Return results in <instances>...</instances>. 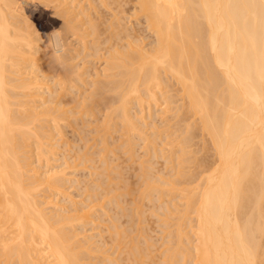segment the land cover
Listing matches in <instances>:
<instances>
[{
	"label": "bare ground",
	"instance_id": "1",
	"mask_svg": "<svg viewBox=\"0 0 264 264\" xmlns=\"http://www.w3.org/2000/svg\"><path fill=\"white\" fill-rule=\"evenodd\" d=\"M44 2L46 4H55L56 8L59 9L58 14H61L66 19L65 23L66 25L68 23L69 29H74L72 32L75 31L74 34L77 32V36L79 33L81 38L78 36V39H82V41L80 39L79 41L82 42V47L85 46V48L81 47L82 49L90 48L92 41H89V38L95 34L94 37H91L93 38L94 46V48L91 46L94 51L92 55L99 53L96 57L98 55L105 56L106 59L98 56L105 59V66L102 65V68H104L101 69L102 72L99 70L100 68L98 69L99 73H97V70L95 71L96 77L94 73L95 79L92 78L94 79L92 83L90 80L89 82L87 81L88 84L91 83L88 87V85L84 84L83 65L75 69L76 63L74 64V61L70 63L71 57L69 56V59L67 56V51H69L67 43H64L63 38L61 39L60 37L51 39L52 48L51 50L49 49L51 51V55H49L51 60H47L48 62L45 65L48 66V69L46 68L45 71L55 72L56 78H53L57 79V81L54 88L57 87V89H53L46 84L48 82L43 81V78L38 75L39 73L37 74V71L40 70L39 64H41L38 61L43 58L39 57L41 55H36L38 50H36L35 45L39 43L35 44L37 38L35 39L32 36L35 31L33 33L28 31L27 23L25 22L27 20L24 21L26 27L24 25L21 26V22L25 18L23 16L24 18L22 19L21 12L24 11L21 10L15 0H0V264H264V0H44ZM128 2L132 4L134 10L132 15L137 18L134 26H132L133 24H128L129 18L127 16L122 15V12H126L125 9L126 5L129 4ZM108 14L110 18L105 17ZM103 17L106 18L108 26ZM18 18L22 21L20 22ZM143 25H145V28ZM67 26L64 27L68 29ZM101 27L102 29L105 28L101 30ZM141 29H147L151 33V37H153L148 47H146L147 44H142L145 39H143V34L140 35L144 31ZM139 30L142 32L138 33ZM100 36L102 39H100ZM139 37H142V39ZM95 39L97 41L100 40L101 43L100 41L98 43ZM88 42H91L89 46ZM32 51H34L33 54ZM77 51L79 52L78 48L75 51L78 54ZM88 55H91V53H88ZM42 72H44V67ZM78 81L84 82L82 84L87 87L84 86L86 89L83 88L86 92L82 90V97L75 94L73 99L69 98L71 89L74 91V88H78V85H80L77 84ZM175 86H178V89H175ZM42 87L48 88L50 95L52 94L53 100L51 102L55 103L58 101V107L54 104V106L52 105L53 107L50 106L52 103L47 107L49 101L46 104L43 103V105H46L42 106L43 108H39L38 104L34 103L36 100L38 103L43 100L42 96L39 95L43 94L41 91L47 93V90L45 91V88L43 89ZM88 88H92L90 89L91 91ZM59 89L65 91H62L65 93L63 96H68L67 100L69 103L67 105V100H64L66 97L63 99L66 102L61 100L63 93L59 95L61 93ZM87 92H89V95L86 94ZM180 92L181 94H179ZM53 94L59 95V100ZM176 94L179 95L177 96ZM23 95L27 97L24 98ZM83 95L85 96L83 97ZM19 96L20 99L18 98ZM39 96H41L42 100ZM77 96H80L79 99L83 98L77 101H81V104L86 99L82 104L84 106L87 103V98L90 104V98L91 100L93 99L92 103H94L91 104L92 106L97 104L96 107L91 106L90 110V106L86 105L87 107L85 108L88 109L87 111L90 114L96 115L97 112L95 110L99 111L101 105L104 107V110H102L104 111L103 120H100L102 119L101 111L98 121L96 120L95 122L99 124L101 121V123L105 122L107 125L101 124L102 126L104 125L103 128L97 125L95 131L92 130L99 135L97 140L101 141V143L99 142L101 144L99 145L103 147L100 148L101 152L103 149L114 153L113 151L116 149L121 150L125 147V143L118 145L115 144L114 138L110 139L109 128H112L113 125H115V128L120 127L117 130L124 132V134L121 133L122 136L130 133V135L136 133L142 136L143 127L145 126L142 125V122L137 121L140 117L133 116L131 112L135 103L136 106L141 107V115L144 108H146V104L148 107H151L152 104L157 106L161 98L163 105L165 104L164 108L161 107V103L159 105L163 112L168 114L171 111L169 118H173L170 120L175 119V124L177 123L180 128L184 127L183 130L179 127L178 129L175 128L178 131L176 132L175 130L174 133H177V135L183 133V135L179 134L176 136V139L180 137L177 140L172 137L173 140L171 141V133L168 129L169 127L171 130V122V127L167 126V128L162 130H156L155 135H160L159 138L164 137V134L165 138L170 137L168 141L170 146L168 143L165 144L167 142L165 139H162V141L165 140L164 142L161 141L162 145L165 144V146L163 148L158 147L157 143L155 147L156 143L154 142L157 137L150 138L154 134L148 135L152 140L155 138L154 141L147 138L144 141L146 143L149 141L146 144V150H151V153H154V151L152 152V149H154L157 154L159 148L160 152H166V154L169 152L166 156H168L170 161L167 162H171V166L176 163L177 167H175L176 169L174 168L175 170L173 169L175 172H172L174 175L170 180L162 179V182L159 181L160 183L154 182L158 178L154 180L153 177L151 178V174L146 177V171L145 174L142 173L145 176L142 182H146L145 185H142V188L145 186V190L141 189L143 191L141 193L142 199L143 195H147L150 198L151 195L155 196V194H159L158 196L161 200H165L166 197L168 198L175 193V198L179 194L182 197H180L182 202L179 204L182 207L178 206L179 202H176L177 204L172 202L174 201L173 196L170 197L171 200H169L170 198L166 200L172 203L166 202L168 203V205L165 204L166 207L164 204L160 205L163 208L161 210L163 211L162 214L165 213L163 217L165 221H163H167L166 224L163 222L166 226L163 223L162 225L168 228L170 226V228H164L166 231L168 230L165 232V234L167 233L166 235L163 234L164 238H167L163 245L165 248L160 250V252L158 251V254H156L157 252L154 254L153 251L158 246L156 245L157 247L152 248L153 245L149 242L150 238L148 236H144V240V237L141 236L143 234L140 235L139 232L141 231L136 230L137 228L134 229L138 231V234L131 236L128 232H132L133 230L131 231L130 228L133 229V227L125 226L130 230L126 228L124 230V226L120 228L119 226L122 224L117 225L118 223L115 227V223L112 225L114 229L111 226L109 227L111 230L109 232V242L111 244L109 249L104 250L101 248L102 246H99L100 243L98 244L99 247L96 246L95 242L86 234L82 236L83 234L75 226V221L87 220L89 216H92V213H90L92 209L90 210L88 206H78V208L75 207L72 210L70 206L72 211L68 212L69 205L64 203L66 206L63 204V206H60L58 205L60 204L59 201H53L55 194L64 195L67 193L64 184L68 170L66 167L65 170L47 166L46 171H41L43 167L34 162L33 155L38 150L39 153L37 152V154L41 155L40 158L45 157L48 161L50 154L56 152L55 149L57 150V147L51 143L53 136L54 139L56 138L52 134L54 133L52 130L53 124L58 123L59 128V123L61 122L62 126L60 127L62 128L64 126L63 122H65L62 120L67 119L68 121L69 119L72 125L76 122L77 127L79 126L78 124L84 121L86 125V119H83L84 121L82 122L81 118H86L88 112L81 108L80 103L76 102ZM174 97L177 99H174ZM60 100L62 103H60ZM74 100L76 103L73 102ZM72 102L75 104L71 108L73 110L75 108V111L70 110V107H68L70 109H66ZM172 103L176 106L170 107ZM61 105L62 107H60ZM67 110L71 111V115L72 113L74 114V116L72 115L73 120H71L70 111L68 112ZM76 110H83L82 112L84 113L86 111V115L83 116L84 113L81 112L79 113L82 115L78 114ZM92 114L87 116V118H90ZM76 115L79 118L82 116L80 122ZM193 116L198 117V120ZM93 117L94 120L95 117L97 118V116ZM143 118L139 120L143 121ZM190 118H194V123L196 122L197 126L193 122L190 125ZM89 120L91 119H88L86 126L91 124L92 121L89 122ZM51 121L52 123H50ZM71 121L74 122L72 123ZM184 121L186 124L181 126L180 123L184 124ZM188 121H190V124L187 125ZM38 124L39 127L37 129ZM147 124L144 125L147 126ZM177 124L173 126L175 127ZM49 125H51V128ZM33 126L36 129H33ZM74 127L77 128L75 125ZM174 127L172 128L174 129ZM194 128L196 130L193 131ZM197 128H200L201 132L203 131V133L200 132L201 134L204 135L205 133L210 137L212 147H214L216 153V156H214L217 157L214 165L212 163V165L207 167L206 164L208 163L204 164L206 168H203L201 161L197 162L195 157L196 162L194 161V153L190 155L192 147H189L192 144L195 145L192 139H196L194 136L197 135L199 130ZM81 129L77 130L81 131ZM83 132L85 131L81 133L83 134ZM59 133L62 134L63 132L59 131ZM59 133L58 137H60ZM111 136H113L112 133ZM143 136L145 135L143 134ZM85 138L87 137L83 139ZM61 139L59 141L56 140V142L61 143ZM189 142L192 144L188 147ZM86 143L84 142L82 147L84 145L87 147ZM33 144L37 145L36 149H33ZM63 144L65 145V143ZM99 145L98 147L96 145V147L99 148ZM115 145L117 146L116 149L114 148ZM159 145L161 146V144ZM175 145L176 148L179 147L181 149L177 151L174 148ZM166 146L170 149L166 150ZM70 147H72L71 143ZM77 147L80 146L78 145ZM87 149L91 148L88 147ZM86 150L85 153L83 152L84 154L82 153L83 150L79 152V155L86 156L89 159L88 162L93 161L94 158L91 159L88 156L90 153L86 152ZM102 153L101 155H103ZM176 153L179 155L177 156ZM196 153L198 152L196 151ZM38 155L36 158H38ZM77 155L78 153L76 157H78ZM173 156L174 158L177 157L175 158L176 160L173 159ZM79 157V160L82 159V165L85 161L84 164L86 166L87 160H84L85 158L82 156ZM191 157L194 166L192 162H189ZM40 158L38 161L43 160ZM106 160L104 159V161ZM144 161H141L140 166L142 169L146 167V161ZM172 161L173 163L175 161V163L173 164ZM196 163L200 165L201 169L203 168L202 170L200 169L201 171L198 170L199 172L196 169L198 167ZM189 168L193 172L196 170L194 175H192L193 172L191 171V173ZM108 170L111 172L109 168ZM202 171L206 172V174L203 173V175L199 176ZM197 173L200 174L198 175ZM110 175L108 173L104 177ZM187 175H191L193 179L190 177L188 178L189 181L185 179L186 185V182L190 184L192 181L196 182V178L201 177L200 181L198 178L200 183L197 181L194 186L195 188L199 184V188L197 187L199 190L196 188V190L192 189L193 186L191 188L179 187L181 188L180 192L178 184L182 182L183 185V177L187 178ZM114 176L116 177L115 174ZM102 177L103 175H101V180ZM148 178L154 181H150ZM104 180L105 178L102 181ZM178 180L180 182H177ZM106 181L108 182V179ZM100 183L102 189L110 186L109 183L103 187V183ZM114 186H117V184ZM139 187L141 188V185ZM108 189L110 190V188ZM177 189L180 193H177ZM45 190L50 193L44 194ZM109 190H107V196L109 195ZM112 190L109 192L110 194ZM52 194H54L53 199H51ZM98 197L100 196L98 195ZM94 199H97V197ZM181 199L179 200L181 201ZM121 201L123 202V200ZM56 202L58 203L56 204ZM64 202L67 203V201ZM90 206L92 208L91 204ZM126 207L124 205V208L122 207L123 210ZM155 208L157 212L160 207ZM127 210L129 211V208ZM133 210L135 209L133 208ZM73 211L74 214H72ZM126 211L125 214H127ZM75 212L78 213L75 214ZM128 215L126 216L129 217ZM132 215L134 217L137 216L135 211ZM134 217H132L133 221ZM130 223L133 224V222ZM129 236H131L130 239ZM127 237L128 239L126 240ZM152 238L151 241H154ZM141 239L148 246H142ZM146 240L147 242L145 243ZM93 244L94 247L92 246ZM159 247L161 248L162 246ZM101 249H103L102 254L99 252ZM94 251H98L97 255H100H95L97 252L95 253Z\"/></svg>",
	"mask_w": 264,
	"mask_h": 264
},
{
	"label": "rangeland",
	"instance_id": "2",
	"mask_svg": "<svg viewBox=\"0 0 264 264\" xmlns=\"http://www.w3.org/2000/svg\"><path fill=\"white\" fill-rule=\"evenodd\" d=\"M14 1V0H13ZM15 2L20 6V8H21V10H23L24 12H21L22 13V19L24 18V20L22 21L20 18H18V20L21 22V26H23L24 25V21L25 20H27V21H25L26 23H27V29H28V31H30V32H34L33 33V35L32 36H34V38L36 39L37 38V41H35V44L36 43H39L38 45L36 44L35 46V48H36V50H38L37 52L39 53H37L36 55H41V56H39V57H41V58H43V59H40L38 62L40 63L41 62V64H39V66H40V70H38L37 71V74L39 75V76H41V78H43V81H46V82H48V83H46L47 85H49V86H51L53 89H57V87H55L54 88V86H56L55 85V83H56V81H57V79H55L56 77H55V72H54V74H53V72L51 71H45L46 70V68L48 67L47 65H45L48 61L47 60H51V57L49 56V55H51V39H55L56 37H60L63 41H64V43H67L66 45H67V48L69 49V51L71 52V49H72V52L70 53L69 51H67V56H68V58L70 59V57H71V59L73 58V60H71L70 59V63H71V61L73 62L74 61V64L76 65V68L75 69H78V67L79 66H82V67H84V70H82L83 71V73H84V75H83V77L85 78V83L83 82V81H78L77 82V84H80V85H78V88H79V90H77L78 88L76 87V88H74L75 90L74 91H72L73 89H71V91H70V97L69 98H72L73 99V95H80L81 96V94L83 93L82 92V90H84L83 88H85L87 85H88V87L90 86V84L92 83V80H94L95 79V77H96V73H95V71L97 70V73H99L100 71H101V69H104V68H102L103 66L102 65H104L105 64V56L103 57L102 55L100 56V55H98V56H100V57H103V58H105V59H103V58H99L98 56L96 57V55L97 54H99V53H95L96 55H92V52L94 53V51L92 50V48H91V46L94 48V46H93V38H91V37H94L95 36V34H93V36L91 35V37L89 38V36H88V38H89V41H92V43L91 42H88V46H89V43H91L90 44V48L89 47H87L86 49H82V48H85V46L84 47H82L83 46V44H81L82 42H80V41H82V39H80L81 37L79 36V33H78V36L80 37L79 39H80V41H79V39H78V36L76 35L77 34V32H76V34H74V32H72L74 29H72V30H70L69 29V27L67 26L68 25V23H67V25H66V19L65 18H63L62 16H61V14H58L59 13V9L58 8H56V5L55 4H53V3H49V4H46V2H44V0H15ZM129 3V2H128ZM129 4H131V3H129ZM129 4H127L126 5V9H125V11L126 12H122L123 14V16H127L128 18V24H133L132 26H134V24H136L135 22L137 21L136 19V17H135V15H132V14H134L133 12H134V10H133V7H132V4H131V6H129ZM129 6V7H128ZM128 7V8H127ZM24 8V9H23ZM124 8H125V6H124ZM132 8V9H131ZM128 9V10H127ZM131 9V10H130ZM92 12V11H91ZM24 13V14H23ZM106 13V12H105ZM108 13V12H107ZM131 13V14H130ZM59 15V16H58ZM94 15V14H93ZM104 15V14H103ZM102 15V16H103ZM24 16V17H23ZM27 17V18H26ZM95 17V16H94ZM105 17H108V18H110V15L108 14L107 16L105 15ZM105 17H103L105 20H106V18ZM61 18V19H60ZM135 18V19H134ZM18 20H16V21H18ZM135 20V21H134ZM64 21V22H63ZM127 21V20H126ZM97 22V21H96ZM105 22V21H104ZM104 22H102L103 24H105ZM132 22H134V23H132ZM25 23V24H26ZM64 23V24H63ZM100 23H101V21H100ZM106 24H107V20H106ZM99 25V24H98ZM25 25H24V27H26ZM31 26V27H30ZM67 26L68 27V29H66L65 27ZM101 26V25H100ZM103 26H105V25H103ZM107 26H108V24H107ZM131 26V25H130ZM144 26V28H145V25H143ZM30 27V28H29ZM141 27V26H140ZM140 27H138V28H140ZM64 28H65V30H64ZM100 28V27H99ZM98 28V29H99ZM105 28V27H104ZM103 28V29H104ZM143 28V27H142ZM26 29V30H27ZM34 29V30H33ZM59 29V30H58ZM63 29V30H62ZM88 29H89V31L91 30L89 27H88ZM102 29V27H101V30H103ZM141 30H144V29H141ZM146 30V31H145ZM144 31H143V33H140V32H142V31H140L139 30V32L138 33H140V35L141 34H143L142 36H143V39H145L144 40V42L142 43L143 45H145V44H147V46L146 47H148V45H149V43L152 41V39H153V37H151V33L147 30V29H145ZM88 31V32H89ZM100 31V30H99ZM68 32H70V33H68ZM91 32V31H90ZM93 32V31H92ZM59 33V34H58ZM95 33H97V32H95ZM137 33V34H138ZM56 34V35H55ZM65 35V36H64ZM55 36V37H54ZM64 36V37H63ZM98 36V35H97ZM102 36V35H101ZM101 36H100V39H102L101 38ZM105 36V35H104ZM138 36H139V34H138ZM149 36V37H148ZM52 37V38H51ZM83 37V36H82ZM103 37V36H102ZM145 37V38H144ZM42 38V39H41ZM139 38H141L142 39V37H139ZM84 39V38H83ZM87 39V38H86ZM140 39V40H141ZM38 40H39V42H38ZM96 40V39H95ZM139 40V41H140ZM68 41V42H67ZM78 41V42H77ZM97 41V40H96ZM98 41H100V40H98ZM97 41V42H98ZM41 42V43H40ZM80 42V43H79ZM95 42V41H94ZM141 42H142V40H141ZM96 43V42H95ZM99 43V42H98ZM100 43H101V41H100ZM68 44H70V45H68ZM81 44V45H80ZM87 44V43H86ZM46 45V46H45ZM49 45V46H48ZM87 46V45H86ZM45 47V48H44ZM71 47V48H70ZM78 48L79 49V52H78V54L75 52L76 51V48ZM82 47V48H81ZM35 48H33L34 50H35ZM75 48V49H74ZM32 49V50H33ZM50 49V50H49ZM84 50V51H83ZM86 50V51H85ZM95 50V49H94ZM74 51V52H73ZM28 52H31V51H28ZM49 52V53H48ZM84 52V53H83ZM34 53V51H32V54ZM73 53V54H72ZM76 53V54H75ZM80 53V54H79ZM88 53H91V55H88ZM102 54V53H101ZM72 55V56H71ZM76 55V56H75ZM86 55H87V57H86ZM70 56V57H69ZM75 56V57H74ZM88 56H89V58H88ZM93 56V57H92ZM48 59H47V58ZM90 57H92V58H90ZM67 58V59H68ZM85 59H86V61H85ZM49 60V61H50ZM89 61H91V62H89ZM87 62V63H86ZM103 62V63H102ZM50 63V62H49ZM86 64V66L88 67H86L85 66V64ZM73 64V63H72ZM80 64V65H79ZM105 66V65H104ZM43 67H44V72H42L43 71ZM81 67V68H82ZM92 67V68H91ZM42 68V69H41ZM97 68V69H96ZM100 68V69H99ZM48 69V68H47ZM95 69V70H94ZM100 71H99V70ZM40 71V72H39ZM91 72L92 73V75H91V73H87V72ZM94 71V72H93ZM99 71V72H98ZM46 72V73H45ZM49 72V73H48ZM102 72V71H101ZM85 73H86V75H85ZM95 73V74H94ZM54 76H53V75ZM57 74V73H56ZM95 75V77H94V75ZM23 77H24V75H22ZM42 76H44V77H42ZM53 77H55V78H53ZM92 78H94V79H92ZM45 79V80H44ZM88 79V80H87ZM55 80V81H54ZM89 80L91 81V83L90 84H88L87 83V81L89 82ZM79 82H81V83H79ZM82 82L86 85H83L82 84ZM87 83V84H86ZM82 84V85H81ZM47 85H45V86H47ZM85 86V87H84ZM48 87V86H47ZM178 86H175V89L177 88ZM43 89L45 88V91L47 92V93H44V91H41V93H43V94H39V95H41L42 96V98H43V100H42V98H41V96H39L40 98H41V100L42 101H39V103H38V101L36 100V102H34L35 104H38L37 106H39V108H43L42 106H46L45 104L47 103V107L53 102H51V100H53L52 99V94L50 95V93H49V91H48V88H46V87H42ZM62 88V87H61ZM87 88V87H86ZM85 88V89H86ZM63 89V88H62ZM62 89H59V92H61V93H59V95L60 94H62L63 92H65V91H63ZM89 89V88H88ZM90 89H92V88H90ZM89 89V90H90ZM178 89V88H177ZM40 90H42V89H40ZM89 90H87V91H89ZM63 91V92H62ZM85 91V90H84ZM91 91V90H90ZM89 91V92H90ZM176 91H178V90H176ZM175 91V92H176ZM72 92V93H71ZM81 92V93H80ZM86 92V91H85ZM89 92H87L86 94L87 95H89ZM175 92H173V93H175ZM49 93V94H48ZM178 93V92H177ZM65 93H63L61 96H63ZM72 94V95H71ZM179 94H181V92L179 93ZM179 94H176L177 96L179 95ZM53 95H55V94H53ZM58 95V96H59ZM172 95H174V94H172ZM44 96V97H43ZM56 96V95H55ZM58 96H56L57 98H58ZM80 96L78 97L77 96V98L78 99H76V102L77 101H79V100H82V99H79L80 98ZM85 95H83V97H84ZM176 96V97H177ZM23 97L25 98V97H27V96H24L23 95ZM29 98H31L30 96H28ZM56 97H54L55 99H57ZM60 97V96H59ZM66 97V99H64ZM75 98H76V96H74ZM82 97V96H81ZM176 97H174V99L176 98ZM19 99H20V96L18 97ZM22 98V97H21ZM67 98H68V96L66 95V96H63V98L61 99V100H67ZM178 98V97H177ZM176 98V99H177ZM44 100H46L45 102H44ZM57 100H59V98L57 99ZM60 100V101H61ZM63 100V102H66V101H64ZM86 99H84V101H85ZM89 99L87 98V103L89 102L88 101ZM55 101V100H54ZM72 101V100H71ZM70 101V102H71ZM84 101L82 102V104L84 103ZM90 101H91V104H93L92 103V101H93V99L91 100V98H90ZM73 102H75V100L73 101ZM72 102V103H73ZM75 102V103H76ZM41 103V104H40ZM43 103H45L44 105H43ZM55 103H57V104H55ZM55 103H52L50 106H52L53 104L54 105H56L57 107L59 106L58 105V101H56ZM60 103H62V101L60 102ZM69 103V101L67 100V102H66V105ZM72 103H70V104H72ZM75 103H73L72 105H70L69 104V106H67L66 107V105H65V107H66V109H70ZM78 104L80 103L81 104V101L80 102H77ZM86 103V102H85ZM86 103V105H88V107H89V110L92 108V107H96V102H95V104L96 105H94V106H92L90 103H88L87 104ZM160 103H161V107L162 108H164L165 106V104L163 105V100L160 98ZM160 103H159V105H160ZM179 103H180V101H179ZM65 104V103H64ZM81 104V108L83 109L84 108V110H88V109H86L85 107H87L86 105L84 106V105H82ZM90 104V105H89ZM176 104V103H175ZM41 105V106H40ZM53 105V106H54ZM155 105V104H154ZM159 105H157V106H153V104H152V106H153V108H152V106L151 107H148V105L146 104V108H144V111H145V113H144V111H143V113H141V115H140V108L141 107H139V106H136V103L133 105V108H132V110H134V111H132L131 110V112H132V114H133V116H135V117H140L139 119H141V118H143L142 120L143 121H141V120H137L138 122H142V125L143 126H145V127H143V134L145 135V136H143V134H142V136L141 135H139V134H132V135H127L126 134V136H122V134L121 133H123L124 134V132L122 131H118L117 130V128L119 127L118 125V127L117 128H115L114 126L115 125H113L112 126V128H109L110 130V134H109V136L111 137L110 139H112V138H114V140L116 141V143L115 144H122V143H125V147H123V149H121V150H117L116 148H117V146L115 145L114 146V148L116 149H114L115 151H113L114 153H112L110 150H108L109 152H111V153H109L108 151H105V150H103L102 149V152H101V149L100 148H103L102 146H100L101 144V141L100 140H97L98 138H97V136H99L97 133H95L94 131H95V128L97 127V125L98 126H102L101 124H105V122H102L101 123V121L103 120V117H102V115L104 114V111H102V110H104V107H103V105H101L100 107L101 108H103V109H101L100 107H99V111H97V109L95 110L96 112H97V114L96 115H93L92 113V116L89 118H87V116H90L91 114L89 113H87V115H86V111H85V113L84 112H82V111H79V110H76V112H78V114H81V113H84V115L83 116H85L86 115V118L84 117V118H81L82 120V122L86 119V125H87V121H88V119H91V120H89V122L90 121H94L93 123L91 122V124H88V126H86L85 125V121L83 122V123H80V124H78L79 126L77 127V123L75 124H71L70 123V120L68 119V121H67V119L66 120H62V121H65V122H63V127H66V128H64L63 129V127L61 128L60 126H62V123L60 124L59 123V128H60V130H59V128H58V123L56 124L55 122H53V123H55V124H53V126H52V130H53V132L54 133H52L53 135H55V139H54V136H53V141L51 142V143H53L54 144V146H56L57 147V150L55 149V151L56 152H54V153H51L50 154V159H49V157H48V161H50V162H48L46 159H45V157H43V158H40L41 157V155H38L37 154V152L39 153V151L37 150V151H35V155H33V157H34V162H37L38 164H40V165H42V167H43V169H41V171H46L45 169H47L48 167H54V168H57V169H65V167H66V169L68 170L67 172V174H66V180H65V184H64V188H65V191L68 193H66V194H64V195H59V194H55V199H53L54 198V194H52L53 196H51L52 198L51 199H53V201H59V203L60 204H58V205H60V206H63V205H69V211L68 212H71L72 210H73V208L75 209V207H77L78 208V206L79 207H83V206H88L89 207V209L91 210V212L90 213H92L91 215L92 216H89V218H87V220H82V221H75V226H76V229L78 230V231H80L83 235L82 236H85V234H86V236H88L90 239H92V241H94L95 243V245L96 246H98V244L100 243V247L101 248H103L104 250L106 249H109V247L111 246V244H110V242H109V238H110V233L109 232H111V230L109 229V227L111 226V227H113L112 225L115 223V225H114V227L116 226V224L117 225H120V224H122V225H120L119 227L120 228H122L123 226V228H124V230H125V228L127 229V227H125V226H131V227H133V229L132 228H130L131 229V231L133 232V234H132V232H128V234L130 235L131 234V236L132 235H134V234H138V231H135V229L136 230H140L141 232H139V234L141 235V234H143V235H141V236H148V238H150L149 240V242L151 243V245H153L152 246V248H154V247H157L156 249H157V251H156V249H154L153 251H154V254H155V252H157L156 254H158L159 252H160V250H163V248H165V247H163V245L165 244V242L164 241H166V237L164 238V235H166L165 234V232H167L165 229H167L168 227H163V225H164V223L166 224V222H164L165 220H164V215H165V213H163L162 214V212L163 211H161V210H163V208H161V206L164 204V206L166 207V205L165 204H167L168 205V203H166V202H168L169 200H171V198L170 197H174V201H172V202H174V203H178V206H179V204H180V202H182V197L180 196V194H179V196L177 197L176 196V198H175V196L174 195H176V193L173 195V194H171L172 196H170V197H164L165 198V200L164 199H159V194L158 195H156L155 194V196H150V198H148L147 197V195H143V199H142V190H145V186H143V188H142V185H145V181H143L144 182V184H143V182H142V180H144V178H145V176H143V174L142 173H144L145 174V171L147 172L146 173V177H147V175L148 176H150V174H151V178L153 177L154 178V180L156 179V178H158V180L156 179L155 181L153 180V179H150V178H148L150 181L151 180H153L154 182H156V183H158L159 181H161L162 182V179L163 180H170L171 179V177H173V173L175 172L174 170L176 169L175 167H177V164L175 163V161H174V163H173V161H172V163L174 164V166H171V162H167V161H170L169 159H168V156H166V155H168V153L166 154V152L165 153H163V152H160V148H159V150H157L158 152H157V154H156V150H154V149H152V152L154 151V153H151L150 151L151 150H146L147 148V145L146 144H148L149 143V141H148V143H146V142H144V141H146L147 139L148 140H151V141H154L155 140V138H156V140H155V142L154 143H156V145H155V147L157 146V143H158V147H161V148H163V146H165V144H167L168 143V145L170 146V144H169V138L171 137V139H170V141L171 140H173V139H176L175 137L176 136H178L179 134L180 135H183V133L181 134V133H179L178 135H177V133H174L175 132V130H176V132L178 131L177 129H178V127L180 128V126H178V124H177V126H173V125H176L175 124V121L174 120H170V119H172V118H169L170 117V115H171V111L170 112H168V114L167 113H164L163 112V109H161V107L159 106ZM173 105V106H172ZM52 106V107H53ZM64 106V105H63ZM77 106H79V105H77ZM76 106V107H77ZM83 106V107H82ZM92 106V107H91ZM174 106H176V105H174L173 103L170 105V107H174ZM60 107H62V105L60 106ZM68 107H70V108H68ZM137 107V108H136ZM38 108V109H39ZM77 108H79V107H77ZM80 108V109H81ZM98 108V107H97ZM135 108V109H134ZM66 109H64V110H66ZM138 109V110H137ZM143 109V108H142ZM148 109V110H147ZM153 109V110H152ZM40 110V109H39ZM70 110H73V108H71ZM70 110H67L68 112L70 111ZM148 111V113H147V111ZM149 110H151V111H149ZM73 111H75V108H74V110ZM101 111H102V113H101ZM106 111H107V109H106ZM162 111V112H161ZM67 112V113H68ZM79 112H81V113H79ZM91 112V111H90ZM96 112H93V113H96ZM134 112H135V114H134ZM137 112V113H136ZM173 112V111H172ZM100 113H101V117H102V119H100L101 121H100V123L98 124V122L96 123L95 121L98 119V117L100 116ZM164 113V114H163ZM77 114V115H78ZM145 115V116H143V115ZM170 114V115H169ZM68 116H69V113L67 114ZM72 115L74 116V114L72 113ZM72 115H71V111H70V116H71V120H73L72 118ZM76 115V118H78L79 120V122H80V118L78 117ZM82 115V114H81ZM167 117H166V116ZM80 116V115H79ZM93 116H97V118L95 117V120H94V117ZM148 116V117H147ZM92 117H93V120H92ZM193 117H195V116H193ZM146 118V119H145ZM187 118V117H186ZM84 119V120H83ZM168 121H167V120ZM195 119H197L198 120V117L196 118L195 117ZM145 120V121H144ZM147 120V121H146ZM187 120V119H186ZM190 121H188V123H187V125L188 124H190V125H192V122L194 123V118H190L189 119ZM98 121V120H97ZM72 123L74 122V121H71ZM149 123V124H147V123ZM172 123V127H174V129L171 127V123ZM187 122V121H186ZM190 122V123H189ZM49 123V122H48ZM50 123H52V121L50 122ZM68 123V124H67ZM69 123H70V125L71 126H73L72 127V129H71V126L69 125ZM169 123V124H168ZM196 123V122H195ZM194 123V125L195 126H197L196 124ZM34 124V123H33ZM32 124V125H33ZM93 124V125H92ZM144 124H147V126L146 125H144ZM154 124V125H153ZM156 124V125H155ZM186 123H185V121H184V124H182V123H180V125L181 126H184ZM31 125V126H32ZM52 125V124H51ZM51 125H49L50 126V128H51ZM55 125H56V127H55ZM68 125V126H67ZM74 125L77 127V128H75L74 127ZM82 125V126H81ZM85 127H84V126ZM105 125H107V124H105ZM152 125H153V127H152ZM34 126L36 127V125L34 124ZM33 126V129H36L35 127ZM158 126V127H157ZM167 126H170L171 127V130H170V128L168 127V129H169V132L171 133V136L170 137H167V138H165L166 136H165V134H164V137H162V138H159V136L160 135H158V134H156L155 135V133L158 131L157 129H160V130H162V129H164V128H167ZM38 127H39V124L37 125V129H38ZM68 127V128H67ZM70 127V128H69ZM83 127V128H82ZM91 127H93V128H91ZM104 127V125L101 127V128H103ZM106 127V126H105ZM147 127V128H146ZM156 127V128H155ZM193 127V126H192ZM55 129V131H56V133H55V131H54V129ZM76 130H75V129ZM81 129V131L80 130H77V129ZM120 128V127H119ZM153 128V129H152ZM175 128H177V129H175ZM183 128L184 127H182V128H180L181 130H183ZM196 128V127H195ZM193 129V131L194 130H196V129ZM84 129V130H83ZM87 129V130H86ZM115 129V130H114ZM179 129V131L180 132H182L181 130ZM197 129H199L198 130V132H197V135L196 136H194L196 139H192L193 138V136H191L192 138H190V139H192V141L194 142V144L195 145H193L191 142H189V144H188V147L192 144V146H190L189 148H191L192 149V151L191 150H189V151H191V153H190V155H193V153H194V155H193V158L195 157L196 158V160H197V162L199 161H201V163L203 164H201L202 166H204V164H206V163H208V164H206L207 165V167L208 166H210V165H212V163H213V165L215 164V161H216V158L217 157H215L216 156V153H215V149H214V147H212L213 145H212V143H211V139H210V137L207 135V134H205L204 133V135L203 134H201V133H203V131L201 132L200 131V128H197ZM92 130H94V131H92ZM144 130H145V132H144ZM157 130V131H156ZM186 130V129H185ZM192 130V129H191ZM50 131H51V129H50ZM59 131L60 132H63L62 134L61 133H59ZM75 131H77V132H75ZM80 131V132H79ZM82 131H85V132H83V134L81 133ZM153 131H154V133H153ZM193 131H192V133H193ZM52 132V131H51ZM172 132H173V135H175V136H173L172 135ZM183 132H185V131H183ZM191 132V131H190ZM201 132V133H200ZM58 133L60 134L59 136L60 137H58ZM85 133V134H84ZM111 133H112V135L113 136H111ZM147 133V134H146ZM199 133V134H198ZM81 134V135H80ZM95 134V135H94ZM154 134V136H150V135H153ZM185 134V133H184ZM194 134V133H193ZM61 135H63V136H61ZM64 135H65V137H64ZM87 135V136H86ZM120 135H121V137H120ZM150 136V138H152V137H155V138H153L154 140H152V139H150L149 138V136ZM82 136V137H81ZM94 136V137H93ZM96 136V137H95ZM134 136V137H133ZM140 136V137H139ZM148 136V137H147ZM161 136H163V135H161ZM84 137H87V138H85V139H83ZM119 137H120V139H119ZM172 137H173V139H172ZM61 139V143H59L58 141ZM64 138H65V141H64ZM90 138H91V140H90ZM96 138V139H95ZM143 138H144V140H143ZM147 138V139H146ZM178 138H180V137H178ZM177 138V139H178ZM83 139V140H82ZM89 139V140H88ZM94 139V140H93ZM118 139V140H117ZM127 139V140H126ZM141 139V140H140ZM146 139V140H145ZM162 139H165L167 142L164 144V145H162L163 143L162 142H164L165 140H163L162 141ZM176 139V140H177ZM56 140H58L57 142H56ZM70 140V141H69ZM85 140V141H84ZM88 140V141H87ZM97 140V141H96ZM130 140V141H129ZM62 141H64V142H62ZM66 141H68V142H66ZM86 141H87V143H86ZM133 143H132V142ZM157 141V142H156ZM162 141V142H161ZM71 143V145H72V147H70V143ZM84 142L87 144V147H86V145H84V147H82L83 146V144H84ZM88 142H89V144H88ZM96 142V143H95ZM100 142V143H99ZM129 142V143H128ZM197 142V143H196ZM58 143H59V146H58ZM63 143H65V145L63 144ZM67 143V144H66ZM144 143V144H143ZM60 144H62L61 146H60ZM82 144V145H81ZM100 144V145H99ZM128 144V145H127ZM131 144V145H130ZM159 144H161V146L159 145ZM197 144V145H196ZM73 145H76V146H73ZM80 146V147H77V146ZM96 145H97V147H98V145H99V148H97L96 147ZM178 145V144H177ZM33 147V149H36V144H33L32 145ZM104 146V145H103ZM127 146V147H126ZM178 146H180V145H178ZM195 146V147H194ZM59 147H61V148H59ZM66 147V149H64ZM70 147V148H69ZM76 147V148H75ZM91 148V149H87V148ZM129 147H130V149H129ZM167 147V146H166ZM182 147V146H181ZM59 148V149H58ZM80 148H82V149H80ZM84 148V149H83ZM126 148V149H125ZM142 148V149H141ZM145 148V149H144ZM165 148V147H164ZM175 149H177V151L178 150H180L179 149V147H177L176 148V145H175V147H174ZM188 148V149H189ZM71 149V150H70ZM74 149V150H73ZM87 149V150H86ZM95 149V150H94ZM134 149H136V150H134ZM157 149V148H156ZM168 149H170V148H166V150H168ZM174 149V150H175ZM196 149V150H195ZM212 149V150H211ZM65 150H67V151H65ZM83 150V151H82ZM85 150H86V152H88V153H90V155L88 154V156L91 158V159H93L94 158V160L93 161H89L88 162V160L89 159H87L86 158V156L84 157L83 155H79L80 153L79 152H81L82 151V153L84 152L85 153ZM92 150V151H91ZM94 150V151H93ZM98 152H97V151ZM99 150H100V152H99ZM126 150H128V151H126ZM130 150V151H129ZM132 150H133V155H132ZM162 150V149H161ZM96 151V152H95ZM126 151V152H125ZM196 151L198 152V153H196ZM125 152V153H124ZM148 152V153H147ZM213 152H214V154H213ZM78 153V157H76V154ZM83 153V154H84ZM98 153V154H97ZM100 153V154H99ZM101 153L103 154V155H101ZM136 153V154H135ZM146 153V154H145ZM178 153V152H177ZM177 153H176V155H177ZM95 154V155H94ZM104 154H109V155H105L104 156ZM113 154H115V155H113ZM131 154V155H130ZM164 154V155H163ZM37 155H38V158H36L37 157ZM86 155V154H85ZM94 155V156H93ZM99 155H101V156H99ZM111 155H113V156H111ZM148 155V156H147ZM154 155V156H153ZM175 155V156H176ZM179 155V154H178ZM177 155V156H178ZM215 155V156H214ZM79 156H82V157H84L83 159L84 160H87V163H86V166H85V161L83 162V165H82V163H81V160L82 159H80L79 160ZM87 156V157H88ZM118 156V157H117ZM132 156V157H131ZM156 156V157H155ZM197 156V157H196ZM201 158H200V157ZM204 156V157H203ZM211 156V157H210ZM52 157V158H51ZM67 157V158H66ZM78 158V159H76V158ZM88 157V158H89ZM105 157V158H104ZM164 157V158H163ZM167 157V158H166ZM214 157V158H213ZM39 158L40 159H43L42 161H38L39 160ZM117 158V159H116ZM175 158H177V157H175ZM174 158V156H173V159H175ZM195 158H194V161H195ZM68 159V160H67ZM90 159V160H91ZM102 159H103V161H104V159L107 161V163H106V161H102ZM111 159V160H110ZM132 161H131V160ZM143 159V160H142ZM147 159V160H146ZM148 159H149V161H148ZM166 159V160H165ZM200 159V160H199ZM213 159V160H212ZM102 162H101V161ZM115 160V161H114ZM146 162H145V161ZM176 160V159H175ZM211 160H212V162H211ZM112 161V162H111ZM141 161L143 162H145V165H146V167L144 168L143 167V169L141 168ZM208 161V162H207ZM70 162V163H69ZM100 162H101V164H100ZM108 162H111V163H108ZM148 162V163H147ZM190 163L192 162V157H191V161H189ZM196 162V161H195ZM204 162V163H203ZM37 163H34V164H37ZM69 165H73V166H68L67 164ZM80 163V164H79ZM119 163V164H118ZM140 163V164H139ZM151 165H150V164ZM167 163V164H166ZM189 163V164H190ZM211 163V164H210ZM108 164V165H107ZM148 164H149V166H148ZM172 164V165H173ZM187 164V163H186ZM185 164V165H186ZM195 164V163H194ZM62 165V166H61ZM77 165V166H76ZM92 165H94L93 167H92ZM110 165V166H109ZM176 165V166H175ZM191 165V164H190ZM190 165H188V166H190ZM192 165H193V162H192ZM191 165V166H192ZM198 165V167L196 168V166ZM206 165L203 167V168H206ZM48 166V167H47ZM64 166V167H63ZM75 166V167H74ZM96 166V167H95ZM104 166H105V168H104ZM107 166H109V167H107ZM114 166V167H113ZM123 168H122V167ZM188 166H186V167H188ZM194 166V165H193ZM196 166H195V168L197 169V171L199 170V171H201L202 169H201V167H199L200 165L198 164V163H196ZM41 167V168H42ZM98 167V168H97ZM101 167H102V170H101ZM111 167H113V168H111ZM119 167V168H118ZM151 167V168H150ZM171 167V168H170ZM70 168V169H69ZM105 169V172H104V169ZM108 168L111 170V172L108 170ZM146 168H148V169H146ZM153 168V169H152ZM175 168V169H174ZM192 168V167H191ZM65 169V170H66ZM122 169V170H121ZM124 169V170H123ZM145 169V170H144ZM149 169H151V170H149ZM174 169V170H173ZM188 169V168H187ZM193 169V168H192ZM201 169V170H200ZM64 170V171H65ZM107 170V171H106ZM120 170V171H119ZM189 170H190V168H189ZM100 171H102V172H100ZM114 171H116V172H114ZM119 171V172H118ZM152 171V172H151ZM186 171H188V170H186ZM192 170H190V172H191ZM195 171L196 170H194V172H193V174L192 175H194L195 174ZM198 171V172H199ZM92 172V173H91ZM173 172V173H172ZM191 172V173H192ZM91 173V174H90ZM95 173V174H94ZM100 174L99 176H98V174ZM105 173V174H104ZM108 173H109V175L111 176H108V177H104V175L105 176H107L108 175ZM117 173H118V176H117ZM203 171H202V173L199 175L198 173V175L199 176H201V175H203ZM114 174L116 175V177L118 178H116L115 176H114ZM124 174V175H123ZM190 174V173H189ZM204 174H206V172L204 173ZM95 175H96V177H95ZM101 175H103V177H102V180L105 178V182L104 181H102L100 178H101ZM121 175H122V177H121ZM172 175V176H171ZM167 176V177H166ZM170 178H169V177ZM188 176V177H187ZM186 177L187 178H185V177H181L182 179H183V185H182V182L181 183H179L178 185V188L179 187H181V188H183V187H186V188H188V187H192L193 186V188L192 189H198L199 188V184H198V188L197 187H195L194 188V186L197 184V181H198V178H199V181H200V178L201 177H198V178H196V179H194V180H196V182L194 181H192V182H190V184L188 183V182H186L187 183V185L185 184V182H184V180L186 179V181L188 180L189 181V177L190 178H192L191 177V175L189 176V175H187ZM113 177H114V179H113ZM124 177H125V179H124ZM139 177V178H138ZM96 178V179H95ZM99 180H98V179ZM109 178H112V179H109ZM121 178V179H120ZM108 179V182L106 181ZM193 179V178H192ZM98 180V181H97ZM101 180V181H100ZM123 180V181H122ZM146 180V179H145ZM140 181H141V183H140ZM182 181V180H181ZM190 181H191V179H190ZM198 181V183H200ZM92 184H91V183ZM100 182H104L103 183V187L104 186H106L107 184H109L110 183V186L108 187V186H106V187H108V188H110V190L108 189V188H106V187H104V189H102V185H101V183ZM115 182V184H117V186H114L115 184H113ZM177 182H180L179 180L177 181ZM100 183V184H99ZM106 183V184H105ZM112 183V184H111ZM131 183V184H130ZM139 183V184H138ZM160 183V182H159ZM88 184H90V185H88ZM105 184V185H104ZM130 184V185H129ZM182 186H181V185ZM93 185V186H92ZM126 185V186H125ZM139 185H141V188L139 187ZM88 186V187H87ZM94 188H92V187ZM86 187V188H85ZM98 187V188H97ZM111 187H113V188H111ZM131 187V188H130ZM92 188V189H91ZM133 188V190L131 191V189ZM181 188H179L180 189V192H181ZM86 189H87V191H86ZM91 189V190H90ZM102 191H101V190ZM109 190V192H111V190H112V193L110 194L109 192H108V196H107V190ZM128 189H130L129 191H128ZM136 189V190H135ZM139 189H140V191H139ZM142 189V190H141ZM195 189V190H196ZM85 190V191H84ZM88 190H90V191H88ZM93 190H99L98 192L97 191H93ZM103 190H104V192H103ZM199 190V189H198ZM46 192L44 193V191H42V193H44V194H49L50 192L48 191V190H45ZM114 191V192H113ZM127 191V192H126ZM131 191V193H129ZM139 193H138V192ZM48 192V193H47ZM101 192H102V194H101ZM179 192V190L177 189V193H180ZM90 193H92V194H90ZM104 193H105V195H104ZM125 195H124V194ZM120 194V195H119ZM129 194V195H128ZM56 195H58L57 197H56ZM66 195V196H65ZM98 195L100 196V197H98ZM167 195V194H166ZM63 197V198H61V197ZM92 196H94V197H92ZM114 196V197H113ZM117 196V197H116ZM122 196V197H121ZM139 196V197H138ZM157 196H158V198H157ZM168 196V195H167ZM59 197V198H58ZM90 197V198H89ZM97 197V199H94V198H96ZM113 197V198H112ZM138 197V199H136ZM154 197H156V198H154ZM163 197V196H162ZM181 197V198H180ZM93 198V199H92ZM118 198V199H117ZM134 198H135V200L137 201V203H136V201L134 202ZM153 198V199H152ZM161 198V197H160ZM170 198V199H169ZM181 199V201L179 200V199ZM57 199V200H56ZM72 199V200H71ZM113 201H112V200ZM115 199V200H114ZM142 199V200H141ZM147 199V200H146ZM152 201H151V200ZM167 199H169L168 201H166ZM70 200V201H69ZM97 200V201H96ZM118 200V201H117ZM119 200H120V202H119ZM121 200H123V202L121 201ZM155 200V201H154ZM178 200V201H177ZM64 201H67V203L66 202H64ZM72 201V202H71ZM77 201V202H76ZM112 201V202H111ZM139 201V202H138ZM142 201V202H141ZM157 201V202H156ZM160 201H162V202H164V203H160ZM170 202V201H169ZM172 202H170V203H172ZM58 202H56V204H57ZM65 203V204H64ZM72 203V204H71ZM75 203V205H73ZM88 203H89V205H88ZM120 203V204H119ZM122 203H124V204H122ZM141 203V204H140ZM176 203V204H177ZM63 204V205H62ZM71 204V205H70ZM81 204V205H80ZM83 204V205H82ZM86 204V205H85ZM90 204L92 205V208H91V206H90ZM94 204V205H93ZM116 204V205H115ZM157 204V205H156ZM65 205V206H66ZM124 205L125 206H127L128 208H129V211L131 212H129L128 210L126 211V209H128L127 207L125 208V210H123V208H124ZM161 205V206H160ZM70 206H71V209H70ZM158 206L160 207V208H158ZM123 207V208H122ZM155 207H157L158 209H157V212H156V208ZM179 207H182L181 205L179 206ZM61 208V207H60ZM59 208V210H61ZM133 208L135 209V210H133ZM51 209V208H50ZM50 209H49V211H50ZM153 209V210H152ZM160 209V210H159ZM71 210V211H70ZM159 210V211H158ZM125 211H126V213L127 214H125ZM134 211H135V215H137V216H135L134 217V215H132V213H134ZM141 211V212H140ZM152 211V212H151ZM120 212V213H119ZM142 213L141 215H140V213ZM159 213V214H156V213ZM76 213H78V212H75V214ZM124 213V214H123ZM130 213V214H129ZM152 213V214H151ZM72 214H74V211L72 212ZM81 214V213H80ZM122 216H121V215ZM129 214V215H128ZM116 215V216H115ZM118 215V216H117ZM126 215H128L129 217H127ZM113 218H112V217ZM134 217V221L132 220L133 218L132 217ZM161 216V217H160ZM122 217H123V219H122ZM137 217H139V218H137ZM159 217V218H158ZM119 218V219H118ZM125 218V219H124ZM140 218H142V219H140ZM112 219V220H111ZM118 219V220H117ZM131 219V220H130ZM138 219V220H137ZM158 220H160V221H158ZM164 220V221H163ZM174 220V219H173ZM172 220V221H173ZM127 221H129V222H127ZM130 222H133V224H131ZM139 222H141L140 224H139ZM164 222V223H163ZM128 223V224H127ZM136 223V224H135ZM162 223H163V225H162ZM173 223V222H172ZM74 224V223H73ZM124 224V225H123ZM138 224V225H137ZM161 224V226H159ZM169 224H171V223H169ZM132 225H134V226H132ZM136 226V227H135ZM142 226H144L143 228H142ZM164 226H166V225H164ZM114 227L112 228V229H114ZM118 227V226H117ZM119 228V230L121 231V229ZM135 228V229H134ZM145 228H146V230H145ZM148 228V229H147ZM165 228V229H164ZM169 228H170V226H169ZM168 228V229H169ZM108 229V230H107ZM129 229V228H128ZM127 229V230H128ZM129 229V230H130ZM150 229V230H149ZM162 229H164V231H162ZM85 230V231H84ZM116 230V229H115ZM142 230H143V233H142ZM145 230V231H144ZM161 230V231H160ZM112 232H114V231H112ZM144 232H146V233H144ZM164 234V235H163ZM109 236V237H108ZM131 236H129V239H130V237ZM136 236V235H135ZM138 236V235H137ZM149 236H151V237H153L152 238V240H154V241H151V237H149ZM93 237V238H92ZM139 237V236H138ZM145 237H144V240H145ZM140 238H142V237H140ZM162 238H164L163 240H162ZM128 239V237L126 238V240ZM138 240V239H137ZM111 241V240H110ZM129 241V240H128ZM139 241V240H138ZM141 241H142V246L144 245V247H145V245L146 244H144L143 243V240L141 239ZM140 241V242H141ZM160 241V242H159ZM98 242V243H97ZM104 242V243H103ZM147 242V240L145 241V243ZM148 242V243H149ZM152 242H154V243H156L155 245H154V243L152 244ZM102 243V244H101ZM159 243V244H158ZM161 243H163L162 245H161ZM94 244L92 245L93 247H94ZM140 244V245H141ZM150 245V244H149ZM157 245V246H156ZM98 246V247H99ZM146 246H148V245H146ZM159 246H162L161 248L159 247ZM152 248H151V250H152ZM158 248H160V249H158ZM103 249H101V251H99L100 252V254H102L101 252H102V250ZM159 251V252H158ZM96 254L95 255H97L99 252L98 251H94ZM99 254V255H100ZM99 255H97V256H99ZM96 259H98V258H96ZM99 260V259H98ZM93 261V260H92ZM94 262V261H93Z\"/></svg>",
	"mask_w": 264,
	"mask_h": 264
}]
</instances>
